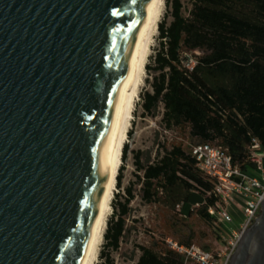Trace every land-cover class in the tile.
<instances>
[{
  "label": "water",
  "instance_id": "1",
  "mask_svg": "<svg viewBox=\"0 0 264 264\" xmlns=\"http://www.w3.org/2000/svg\"><path fill=\"white\" fill-rule=\"evenodd\" d=\"M151 4L0 0V264H83ZM230 264H264V200Z\"/></svg>",
  "mask_w": 264,
  "mask_h": 264
},
{
  "label": "trees",
  "instance_id": "2",
  "mask_svg": "<svg viewBox=\"0 0 264 264\" xmlns=\"http://www.w3.org/2000/svg\"><path fill=\"white\" fill-rule=\"evenodd\" d=\"M189 1L191 6L186 8L183 0H165L158 47L145 65L150 88L139 94L143 115L161 114L166 130L188 133L199 143L219 147L231 156L233 165L253 171L250 147L254 140L264 147V0ZM200 52L229 58L217 64L194 62ZM235 60L244 66L238 68ZM134 124L128 139L134 135ZM129 153L130 142H125L117 174L119 191L111 202L113 212L107 219L98 264H115L113 253L128 231L126 216L136 196L135 183L126 186L123 201L119 198ZM134 157L144 203L176 211L191 203L197 191L204 202L188 215L197 212L212 223L208 209L219 197L197 170L196 159L184 151L183 140L161 143L154 159L144 162L140 150ZM166 239L137 245L136 264H184L182 256L166 246Z\"/></svg>",
  "mask_w": 264,
  "mask_h": 264
},
{
  "label": "rangeland",
  "instance_id": "3",
  "mask_svg": "<svg viewBox=\"0 0 264 264\" xmlns=\"http://www.w3.org/2000/svg\"><path fill=\"white\" fill-rule=\"evenodd\" d=\"M183 2L186 8L191 6L189 0H183ZM166 10L165 5L160 21L163 19ZM158 35L159 30L157 28L151 43L149 56L154 55V52L158 47ZM198 56L199 59H193V61H199L206 64H217L229 58L225 55L210 56L206 52H200L198 53ZM148 61L149 58L147 62ZM188 63L191 65V62ZM235 64L238 68L244 66L243 63L236 60ZM148 77L149 73L145 70L139 94L141 91L150 88L146 80ZM139 101L140 97L136 102L135 113H133L132 118V122H135L134 135L131 139L127 138L126 141L130 142V153L123 172V183L120 189L119 200H124L126 195L125 188L131 182L135 183L134 188L136 196L130 204L131 211L128 216H126L128 231L124 241L121 244V248L113 253L115 264H136L138 256L140 255L137 245H149L153 242H161L166 238H171L175 242L194 243L208 250H213L219 247L221 241L218 237V227L213 223H206L197 212L188 215L192 208H196L204 202L203 197L198 194L197 191H194V193L197 195L201 203L198 205H195L194 203L182 204L177 207L176 211H170L167 208L156 204H146L142 201L141 185L138 183L136 176V174H140V172L136 169L134 152L140 150L143 154L142 160L145 162L148 159H154L159 150V145L165 141L171 142L174 139L183 140V149L187 154L190 153L191 148L194 145L199 144L200 141L197 138L190 136L188 133L180 134L176 131L166 130L161 122V114L156 117L144 116ZM132 122L130 128L132 127ZM118 191L119 188L116 187L115 194ZM112 212L113 208H111L107 219L110 218ZM240 221L241 218L238 216V211L234 209V221L230 223V226L232 225V227H236ZM103 242L104 237L100 245L99 254ZM99 254L96 264L100 262Z\"/></svg>",
  "mask_w": 264,
  "mask_h": 264
},
{
  "label": "built area",
  "instance_id": "4",
  "mask_svg": "<svg viewBox=\"0 0 264 264\" xmlns=\"http://www.w3.org/2000/svg\"><path fill=\"white\" fill-rule=\"evenodd\" d=\"M264 147L256 140L250 147L253 171H244L233 165L231 156L223 149L211 144L199 143L191 148L196 159L197 170L214 186L219 197L216 205L209 207L212 223L218 227L220 246L208 250L194 243L165 240L167 247L182 256L184 264H230L243 233L261 214L264 200ZM234 209L241 221L236 227Z\"/></svg>",
  "mask_w": 264,
  "mask_h": 264
},
{
  "label": "bare ground",
  "instance_id": "5",
  "mask_svg": "<svg viewBox=\"0 0 264 264\" xmlns=\"http://www.w3.org/2000/svg\"><path fill=\"white\" fill-rule=\"evenodd\" d=\"M164 6L165 0H152L151 8L142 22L139 40L130 59L131 69L122 95V111L119 126L107 161L103 197L83 264H96L98 258L100 245L107 225V217L112 208L111 202L117 187V174L122 163L123 146L128 138V130L131 126L136 102L139 98V91L143 83L145 65ZM196 197L197 195L193 193L191 203L194 202Z\"/></svg>",
  "mask_w": 264,
  "mask_h": 264
},
{
  "label": "crops",
  "instance_id": "6",
  "mask_svg": "<svg viewBox=\"0 0 264 264\" xmlns=\"http://www.w3.org/2000/svg\"><path fill=\"white\" fill-rule=\"evenodd\" d=\"M261 155L263 156V165H264V153H261ZM192 203H194L195 205H198V204L201 203V202H200L199 198L197 197V198L194 200V202H192Z\"/></svg>",
  "mask_w": 264,
  "mask_h": 264
}]
</instances>
